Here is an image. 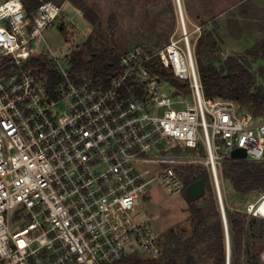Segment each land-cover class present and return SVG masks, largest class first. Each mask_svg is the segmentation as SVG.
<instances>
[{"label":"built area","instance_id":"obj_1","mask_svg":"<svg viewBox=\"0 0 264 264\" xmlns=\"http://www.w3.org/2000/svg\"><path fill=\"white\" fill-rule=\"evenodd\" d=\"M66 8L46 0L27 12L23 0H0V264L160 259L161 235L139 216L151 184L181 194L183 169L204 165L224 208L225 163L264 161V115L205 94L199 37L182 9L179 35L127 49L96 81L72 70L71 41L49 44ZM38 56L53 78L31 67ZM237 147L246 158L232 156Z\"/></svg>","mask_w":264,"mask_h":264},{"label":"rangeland","instance_id":"obj_2","mask_svg":"<svg viewBox=\"0 0 264 264\" xmlns=\"http://www.w3.org/2000/svg\"><path fill=\"white\" fill-rule=\"evenodd\" d=\"M54 1L67 4L61 25L66 33L59 28L48 31L52 47L61 45L64 38L71 41L77 50L84 49V43L89 39L94 49L114 50L115 54L120 55L136 45H163L182 31L178 0H85L100 16L97 24H92L72 0ZM180 4L186 26L193 37H207L209 32L216 37L215 47L203 48L204 63L212 62L220 66L228 56L244 55L256 73V85L264 88V71L261 70L264 66V49H257L264 43V0H180ZM198 40L196 54L199 50ZM210 40L206 39L207 42ZM255 45H258L255 49L257 55L248 54ZM185 154L195 155L196 148L185 149ZM191 166L208 173L207 193L203 198L190 201L185 191L170 195L155 181L141 202L139 216L152 217L167 256L184 259L193 255L197 264H213L214 258L208 250L211 239L205 233V226L214 223L216 217L210 215L212 210H208L205 218L199 219L193 215L191 206L212 195L222 215L220 200L208 169L200 164ZM228 167H224L220 179L224 210L226 215L227 210L240 212L244 226L242 248L237 254L238 263L264 264V238L258 239V229L252 225L256 217L255 225L264 226V216L254 215L247 209L249 203L257 205L262 201L264 191L257 189L246 195L236 193L226 174ZM227 255L228 248L225 251L226 264Z\"/></svg>","mask_w":264,"mask_h":264},{"label":"trees","instance_id":"obj_3","mask_svg":"<svg viewBox=\"0 0 264 264\" xmlns=\"http://www.w3.org/2000/svg\"><path fill=\"white\" fill-rule=\"evenodd\" d=\"M44 1L46 0H23L27 12L32 11ZM72 1L78 8L84 11L86 18L92 24L98 23L100 19L99 14L89 6L85 0ZM61 29L66 33L63 26H61ZM207 38L211 39L209 41L210 43L206 41ZM215 38L214 33L209 32L207 37L201 36L198 40L199 50L197 52V60L205 94L207 96H218L232 99L254 114L264 115V88L262 85H256V73L252 70L250 61L244 57V55L228 56L220 66H216L212 62L204 63L203 57L205 50H203V48L215 47L217 45ZM84 44L86 47L84 49L76 50L71 57L73 71H83L93 76L96 81H105L110 75L118 70L119 55L115 54L114 50L98 51L92 47L89 39ZM257 46L258 45H255L252 49H249L248 54L256 56L257 50L255 51V49ZM87 47L88 50H86ZM257 49H264V43ZM89 52L90 55L88 56ZM32 62V68L48 73L52 78L55 76L54 70H52L43 57L38 56L34 58ZM261 70L264 71V66L261 67ZM167 75L172 77L174 83H177L171 73ZM55 83L56 81L54 80L50 81L51 85H54ZM227 166L229 167L226 174L231 180L236 193L246 195L257 189L264 191V161L255 162L250 160H239L236 162L225 163L224 167L227 168ZM183 170L185 171H182L184 174L185 185L200 178L204 180L205 186L208 184V173L206 171H201L199 168L191 165ZM205 202H208L209 206L204 208H199L198 203H193L191 206L192 213L199 219H204L210 210L213 211L210 215L213 214L216 217L215 222L205 226V233L208 234L211 239V242L208 245V250L211 257L214 258L213 264H226V231L222 215L220 210L215 206V200L212 195L210 198H207ZM227 219L230 233V264H239L237 254L242 248L244 233L243 218L240 216V212L233 213L232 211L227 210ZM256 220L257 218L254 217L252 225L253 228L258 229L257 237L261 240L264 238V226H256ZM119 263L197 264V261L193 255H189L184 259H178L173 255L167 256L166 252H164L160 259L146 258L135 254Z\"/></svg>","mask_w":264,"mask_h":264},{"label":"water","instance_id":"obj_4","mask_svg":"<svg viewBox=\"0 0 264 264\" xmlns=\"http://www.w3.org/2000/svg\"><path fill=\"white\" fill-rule=\"evenodd\" d=\"M178 3H179L178 4L179 10L181 11L180 0H178ZM232 156L235 158L244 159L247 157V152L244 148L237 147L232 151ZM206 193H207V189H206L204 180L202 178L191 182L185 187V194L190 201L200 200L206 195ZM208 206H209V203L205 201H201L198 203L199 208H204ZM221 209H222L223 222H224L225 231H226V243H227V248H228L227 264H230V233H229V227H228V219H227L226 212L223 208V205L221 206Z\"/></svg>","mask_w":264,"mask_h":264},{"label":"bare ground","instance_id":"obj_5","mask_svg":"<svg viewBox=\"0 0 264 264\" xmlns=\"http://www.w3.org/2000/svg\"><path fill=\"white\" fill-rule=\"evenodd\" d=\"M250 208L253 210H257L258 214L264 215V201H260L257 205H254L253 203H249Z\"/></svg>","mask_w":264,"mask_h":264}]
</instances>
